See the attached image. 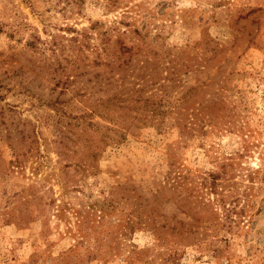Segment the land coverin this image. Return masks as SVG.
<instances>
[{"label": "rangeland", "instance_id": "obj_1", "mask_svg": "<svg viewBox=\"0 0 264 264\" xmlns=\"http://www.w3.org/2000/svg\"><path fill=\"white\" fill-rule=\"evenodd\" d=\"M0 264H264V0H0Z\"/></svg>", "mask_w": 264, "mask_h": 264}, {"label": "trees", "instance_id": "obj_2", "mask_svg": "<svg viewBox=\"0 0 264 264\" xmlns=\"http://www.w3.org/2000/svg\"><path fill=\"white\" fill-rule=\"evenodd\" d=\"M170 74L173 75L175 73L170 72ZM147 77L148 80L152 81L154 75L150 73L145 74V72H142L141 74L138 75V78H141V80H144ZM169 80H173V79L170 78ZM134 86L136 85H133L130 89L127 90H125L124 88H120L119 90H116L112 94V96H108L105 100H100L99 105L93 112L94 113H96L97 111L101 112L102 110L103 111L102 113H104L106 117V115H108L107 113H109V110L115 111L116 118L120 120V123H122V125L124 124V128L126 129L130 128L133 125L132 122L134 120L139 121V120L149 119L150 121L151 120L153 121L155 117L163 115L165 113L163 110V108L165 107V103L162 98H158L153 94L144 96L143 94H145L144 92L145 88L143 87V85L138 86L136 88ZM190 93H191L190 91H186L184 93V97H186V101L189 98H191L192 94ZM213 108L214 106L213 107L207 106L206 110L207 111L210 109L212 110ZM206 117L209 120L208 122L214 119V115L210 116V118L208 116ZM127 119L130 121L126 122ZM183 129H187V128L184 127ZM183 131H187V130H183ZM224 167L225 165L223 166V168ZM221 174L224 175L223 172H221ZM218 176H219L218 174H212V173L208 175L209 181L205 182L207 183L206 185L208 188L212 189L213 187H215V181L217 178H219ZM250 179L251 177L249 178V180ZM170 231H174V228L170 227ZM175 236L178 237L179 241H181L180 239L182 236L179 231L175 232Z\"/></svg>", "mask_w": 264, "mask_h": 264}]
</instances>
